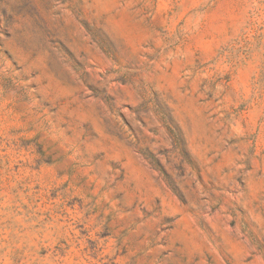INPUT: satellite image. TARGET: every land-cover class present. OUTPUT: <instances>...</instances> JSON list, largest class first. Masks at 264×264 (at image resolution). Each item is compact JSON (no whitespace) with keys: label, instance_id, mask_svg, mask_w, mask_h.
I'll use <instances>...</instances> for the list:
<instances>
[{"label":"rangeland","instance_id":"obj_1","mask_svg":"<svg viewBox=\"0 0 264 264\" xmlns=\"http://www.w3.org/2000/svg\"><path fill=\"white\" fill-rule=\"evenodd\" d=\"M0 264H264V0H0Z\"/></svg>","mask_w":264,"mask_h":264},{"label":"trees","instance_id":"obj_2","mask_svg":"<svg viewBox=\"0 0 264 264\" xmlns=\"http://www.w3.org/2000/svg\"><path fill=\"white\" fill-rule=\"evenodd\" d=\"M155 164H157V166H159V163L156 161Z\"/></svg>","mask_w":264,"mask_h":264}]
</instances>
